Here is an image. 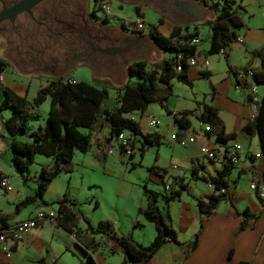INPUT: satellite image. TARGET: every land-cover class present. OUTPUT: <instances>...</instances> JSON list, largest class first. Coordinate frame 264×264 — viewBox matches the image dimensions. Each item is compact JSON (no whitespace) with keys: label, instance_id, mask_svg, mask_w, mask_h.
I'll list each match as a JSON object with an SVG mask.
<instances>
[{"label":"crops","instance_id":"crops-1","mask_svg":"<svg viewBox=\"0 0 264 264\" xmlns=\"http://www.w3.org/2000/svg\"><path fill=\"white\" fill-rule=\"evenodd\" d=\"M192 1L200 4L202 13L211 12V15L197 19L198 14L190 2L187 4L193 8L194 17L185 13L181 8L176 9V12L183 15H171L160 6L157 8L156 23L153 24L157 31L166 37L174 25L180 27L179 35L196 32L194 36L199 39L195 47L196 64L188 66L187 69V78L192 84L191 87L172 78L170 93L161 101L157 99L150 101L143 111H132L126 116L138 124L143 135L155 133L160 136L158 143H153L156 144L157 158L154 166L162 172V175L161 177L155 176L153 182L163 181L165 190V185L173 179L176 183L184 184L189 191L181 190L178 197L165 204L169 224L177 239L181 242H189L198 229L200 221L201 231L195 248L186 256L179 245L166 241L151 258L142 264H237L239 261H246L247 264H264V156H255L259 153L257 137L255 134L248 133L244 128L247 121L256 113V104L253 100H249L252 96L247 93V89L250 85H255L259 99L264 93V82L256 83L253 77L248 76L245 82L241 80L238 82L235 76L238 71L247 69L264 74V1L234 0V11L242 22L235 29V34L242 41L235 40L223 51L209 55L205 54L210 36L208 23L214 18L216 12L210 11L208 4ZM139 13L142 14L140 11ZM158 19H160L159 22ZM201 26L205 27L201 28ZM124 31L139 40L140 45L145 44L155 49L154 62L148 63L144 57L138 58L145 60L149 67H158L163 60L171 57V52L165 57L163 50L146 37L147 32L144 30L137 32L128 31L125 28ZM257 51H259L258 54L255 53ZM2 60L5 63L1 72L0 84L30 100L36 92L34 95H28L29 86L26 82L13 76L27 73L20 71L16 63L8 58L3 56ZM130 62L126 63L125 69ZM114 70L111 72L113 78L116 77V70ZM52 78L55 77H50ZM126 80L125 77L122 83ZM46 82L40 86L45 85ZM2 97L0 92V102ZM203 104L211 105L217 110L223 122L224 131L230 137L226 143H218L212 134L204 131L205 123L196 118L195 115L201 110ZM180 111L191 112L187 115L190 124L186 129H179L173 119V114ZM151 116L160 120L155 127L148 124ZM6 117L8 115L1 119ZM0 123H2L1 120ZM38 125L41 123L38 122ZM171 134H175L176 139H171ZM189 136H192L194 141L179 142L180 139ZM233 142L239 143L240 149L237 152L238 159L233 162V167L227 177L230 201L220 200L210 215L201 217L194 198L215 194L213 186L203 177L215 175L222 165L224 148L230 152ZM137 144L140 145V141H135L134 148ZM200 146H206L215 157L209 159L202 156L198 150ZM115 152L125 156L120 154L116 148L113 150V153ZM43 163L42 165H48L51 159H46ZM172 165H176V168ZM0 173L6 176L1 170ZM58 176L50 181L40 199H36L6 222L21 221L37 212L46 214L48 211H53L55 213V201L63 193V187L66 184L61 180L56 181L55 178ZM250 183H254V189L249 187ZM27 188L28 191L22 198L32 195L35 187L27 186ZM2 191L0 189V192ZM11 191L12 188L2 194L8 208L3 210L0 206V214L11 213L13 210L10 206L14 208V203L22 199L14 202L12 197L15 196L16 191ZM257 191L261 196V203L256 197ZM48 193L53 195L49 200L45 198ZM129 203L131 206L129 210L125 209L124 219L123 216L110 214L101 216L97 222L109 219L117 235L130 236L136 242L146 245L154 236V226L137 211L138 208L145 207L146 198L140 193L134 199H130ZM244 209L253 214V217H249L247 225L239 229L241 216L235 211L241 212ZM134 221H138L140 225L133 226ZM80 227L85 226L80 225ZM91 256L95 264H121L122 262V255L109 253L106 246L99 247ZM40 259H43V264H87L86 254L75 243L73 236L48 217L40 219L34 228L28 229L21 235L10 257L7 258L0 252V264H38ZM124 264L136 263L126 262Z\"/></svg>","mask_w":264,"mask_h":264},{"label":"trees","instance_id":"trees-1","mask_svg":"<svg viewBox=\"0 0 264 264\" xmlns=\"http://www.w3.org/2000/svg\"><path fill=\"white\" fill-rule=\"evenodd\" d=\"M201 2L208 4L216 12L214 18L208 23L210 36L205 54L223 51L229 44L235 42V29L242 24L240 17L234 11V0H202ZM95 5H97V0H93V7ZM134 9L139 14L138 8ZM179 31L180 27L174 25L166 37L160 34L154 25L150 27L146 37L159 49L171 52V57L163 60L158 67H149L142 59L131 61L126 67L127 80L115 87V98L111 103L108 101V91L105 88H98L86 81H74L61 76L47 80L46 84L40 86L30 100L0 84L3 95L0 110L2 108L10 110V115L3 119V125L9 136L11 162L16 172L19 173L21 182L26 183L27 177L24 173L27 172L35 154H43L51 159L50 164L42 165L39 169L34 179L33 194L15 202L11 213L0 214V227H3L7 220L13 218L23 208L36 199H40L50 181L59 173L72 170V157L75 151L85 153L93 146V155L96 159L102 160L107 155V149L112 146V142H115L117 135L122 131H129L134 135L135 140L131 142L133 148L135 141H140V155L146 145L158 143L159 135L155 133L143 135L138 124L126 115L132 111H143L150 101L156 99L161 101L170 93L172 78L191 87L192 84L187 78L188 65L185 63V58L195 57L196 46L188 44L187 41L196 35V32L179 35ZM179 51L182 53V58L179 60L181 69L175 71L172 59ZM255 53L258 54L259 51ZM4 63L5 61L0 59V73ZM129 78H134V81H130ZM253 78L256 83L264 82L263 72H254ZM46 97H49L50 104L44 124L29 130L28 121L39 116L36 107ZM255 104L256 113L247 121L244 128L248 133L256 135L259 154L264 156V93L255 101ZM189 113L191 112L180 111L173 114V119L179 129L189 127L190 123L187 118ZM195 116L208 125L206 132L212 134L218 143L224 144L230 138L224 131V125L217 110L211 105L203 104ZM16 134H27L29 140H17L15 139ZM119 153L123 154V150L119 149ZM222 157V165L215 175L203 177L213 186L215 194L194 198L201 217L210 215L220 200L230 201L227 177L233 167V162L227 148H224ZM181 190L189 192L181 182L176 183L173 179L169 181L165 185V196H163L165 201L168 202L178 197ZM2 192L4 193L5 190ZM143 195L146 198V205L144 208H138L137 211L154 226V236L146 245L136 242L130 236L117 235L109 219L100 220L93 226L89 218L74 207L75 201L68 196L66 190L55 201L56 209L52 219L59 227L73 236L75 243L85 252L87 264H95L91 255L101 246H106L111 254L120 253L122 255L121 264L146 262L166 241L179 245L186 256L197 244L201 221L192 239L186 243L181 242L169 224L167 212L163 214L156 204L158 193L144 185ZM256 197L261 203L258 191ZM235 213L241 216L239 229L247 225L249 217H253V214L246 209L241 212L235 211ZM79 220L84 221V228L78 225ZM138 225L140 223L134 221L133 226ZM38 264H43V259H40ZM237 264H247V262L239 261Z\"/></svg>","mask_w":264,"mask_h":264},{"label":"rangeland","instance_id":"rangeland-1","mask_svg":"<svg viewBox=\"0 0 264 264\" xmlns=\"http://www.w3.org/2000/svg\"><path fill=\"white\" fill-rule=\"evenodd\" d=\"M99 0H97L98 3ZM109 4L111 10V16L103 20L102 12L96 7L94 11V17L96 20L107 24L119 25L123 30L126 28L124 22L126 19H134L136 16L135 7L142 12V19L145 23L144 32H147L148 27L156 23L157 11L145 4H138L133 6L130 3H120L115 0H103ZM194 7L198 14L197 19H203L211 15V12L206 14L202 13V7L200 4L192 0H185ZM201 3L202 0H197ZM88 7H93V0H87ZM209 6V5H208ZM210 11H214L210 6ZM206 16V17H205ZM189 20V18L187 19ZM205 26H201L203 28ZM164 30V29H162ZM130 31V30H128ZM204 31V30H203ZM202 39L200 40V42ZM1 51V50H0ZM154 48L145 44L141 45L139 49L127 51L123 57L118 59V62L113 65H107L102 67L101 65L90 64V61L72 60L68 67H65L60 72L50 73L49 68L33 69L25 75L14 74L15 78H20L25 81L29 86L28 95H34L39 86L46 82L50 77L69 78L74 81H86L98 88H105L108 91L109 102L111 103L115 98V87L121 85L124 78H127L126 63L144 57L148 63L154 62L153 56ZM165 57L169 56L168 50H163ZM45 51L43 58L47 56ZM143 58V59H144ZM0 59H3V55L0 52ZM19 68V67H18ZM115 69V78L111 76L112 70ZM108 76V77H107ZM130 81H134V78H129ZM0 92L2 93L1 89ZM258 96V95H257ZM50 100L46 97L40 104H38L37 111L39 116L36 119L28 121L29 130L37 128V123L44 124L45 118L48 113ZM138 112V111H136ZM10 115L8 108H2L0 110V170L6 174L8 184L12 188L11 192H15V196L12 197L13 201L21 199L28 191V187H35L34 179L41 168L43 162L49 157L43 154H35L32 163L28 166L27 172L24 175L27 177L26 183L22 184L21 177L16 172L11 162V152L9 149L8 141L9 136L3 125L4 116ZM157 119V118H156ZM158 120V119H157ZM160 123V120H158ZM155 127V126H152ZM17 140H29L27 134H16ZM114 143V142H112ZM113 145V144H112ZM156 144L145 147L142 155L139 152V144L133 149L132 156H122L115 153H109L102 160L96 159L93 155L94 147L85 152L75 151L72 157L73 168L70 172H61L55 179L56 181H63L64 190H66L68 196L75 201V208L83 215L87 216L90 223L94 226L97 220L101 216L117 214L123 216L125 209L129 210L131 206L130 199H134L140 193L143 194V186L158 193L156 204L164 214L166 213V201L163 181L154 183V177H161L162 172L155 169L154 162L157 158ZM162 153V150H161ZM66 179V181H65ZM27 184V185H26ZM3 192H0V206L3 210H7L8 204L3 200ZM53 196L49 193L45 196L49 198ZM13 210V206H10ZM78 225L85 226L84 221L79 220ZM186 243V242H185Z\"/></svg>","mask_w":264,"mask_h":264},{"label":"flooded vegetation","instance_id":"flooded-vegetation-1","mask_svg":"<svg viewBox=\"0 0 264 264\" xmlns=\"http://www.w3.org/2000/svg\"><path fill=\"white\" fill-rule=\"evenodd\" d=\"M19 1L0 0V12ZM115 1L133 6L142 3L156 11L161 6L176 16L183 15L176 12L182 9L181 3L187 4L185 0ZM94 11L87 0H41L31 8L34 20L23 12L0 21V52L24 73L47 67L53 74L72 60L110 66L127 51L140 48V41L118 25L96 20ZM45 51L48 55L43 58Z\"/></svg>","mask_w":264,"mask_h":264},{"label":"built area","instance_id":"built-area-1","mask_svg":"<svg viewBox=\"0 0 264 264\" xmlns=\"http://www.w3.org/2000/svg\"><path fill=\"white\" fill-rule=\"evenodd\" d=\"M264 1V0H262ZM97 8L102 12L103 14V19H107L109 16H111V10L109 8V4L103 0H99L97 3ZM124 25L126 27L127 30H131V31H143L145 23L142 19V15L136 14L134 19H126L124 22ZM236 41L237 42H241L242 39L239 37H236ZM199 42V39L197 36H193L191 37L187 43L190 45H194L196 46ZM182 58V53L179 51L177 52L173 59V69L175 71H180L181 66L179 63V60ZM185 63L186 65L190 66V65H195L196 64V60L194 56H188L185 58ZM206 63V62H205ZM253 73L254 71H252L251 69H247L245 71H238L237 73H235V76L237 78V81L239 82L240 80L245 82V78L248 77H253ZM0 79H1V73H0ZM247 93L249 95L252 96L251 100H253L254 102L258 100L257 98V90H256V86L255 85H250L247 89ZM159 121L154 118V117H149L148 119V124L151 126H156L158 125ZM204 131L208 130V125L205 124L203 126ZM171 139H176V135L175 134H171L170 135ZM135 140L134 135L129 132V131H122L120 132L115 140V144L110 146L107 149V154L112 153L113 150L116 148L118 149H122L123 150V154L125 156H130L132 154L133 151V146L131 145V142H133ZM194 141V138L192 136H189L188 138L185 139H180L179 142L184 143V142H192ZM240 149V145L237 142H233L231 144V150H230V155H231V161L234 162L238 159L237 157V152ZM199 153L202 156H205L209 159H212L215 157V155L213 154V152L208 149L206 146H200L199 147ZM256 157H260L262 156L259 153L255 154ZM173 168H176V165H172ZM249 187L251 189L255 188L254 183H250ZM0 189L1 190H9L10 186L7 182V178L5 175H1L0 176ZM220 191H223V189H220ZM55 215V213L53 211H48L46 214H44L43 212H37L35 213L33 216L21 220V221H17L14 223H7L3 226L0 227V252L5 256V257H10L11 252L13 247L17 244L18 240L21 238V235L27 231L28 229L34 228L37 224L38 221L42 218L48 217V218H52Z\"/></svg>","mask_w":264,"mask_h":264},{"label":"water","instance_id":"water-1","mask_svg":"<svg viewBox=\"0 0 264 264\" xmlns=\"http://www.w3.org/2000/svg\"><path fill=\"white\" fill-rule=\"evenodd\" d=\"M41 0H21L15 4H13L11 7L3 9L0 12V21L4 20L6 18L12 19L16 15L20 13H26L32 20H34L31 8L35 6L37 3H39ZM182 5V10L187 13L192 15L193 17L195 16L193 8L188 5V4H183Z\"/></svg>","mask_w":264,"mask_h":264}]
</instances>
